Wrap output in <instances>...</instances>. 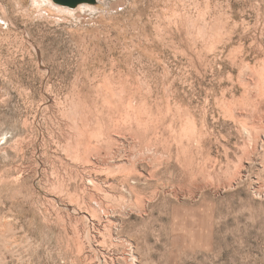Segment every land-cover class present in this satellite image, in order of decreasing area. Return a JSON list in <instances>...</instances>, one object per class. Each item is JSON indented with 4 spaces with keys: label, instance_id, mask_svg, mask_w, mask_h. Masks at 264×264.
<instances>
[{
    "label": "rangeland",
    "instance_id": "obj_1",
    "mask_svg": "<svg viewBox=\"0 0 264 264\" xmlns=\"http://www.w3.org/2000/svg\"><path fill=\"white\" fill-rule=\"evenodd\" d=\"M90 5L0 0V264H264V0Z\"/></svg>",
    "mask_w": 264,
    "mask_h": 264
},
{
    "label": "bare ground",
    "instance_id": "obj_2",
    "mask_svg": "<svg viewBox=\"0 0 264 264\" xmlns=\"http://www.w3.org/2000/svg\"><path fill=\"white\" fill-rule=\"evenodd\" d=\"M33 4L36 5L38 8H41L42 6H49L53 8L55 11L61 14H65L68 16H75L78 13H86L88 11H96V7L90 4H81L78 8H71L66 6H61L53 2V0H32Z\"/></svg>",
    "mask_w": 264,
    "mask_h": 264
},
{
    "label": "water",
    "instance_id": "obj_3",
    "mask_svg": "<svg viewBox=\"0 0 264 264\" xmlns=\"http://www.w3.org/2000/svg\"><path fill=\"white\" fill-rule=\"evenodd\" d=\"M54 3L61 5V6H66V7H71V8H77L81 4H96L97 0H53Z\"/></svg>",
    "mask_w": 264,
    "mask_h": 264
}]
</instances>
